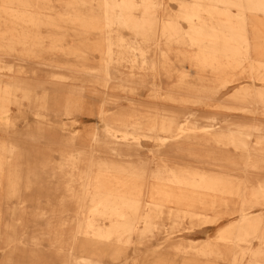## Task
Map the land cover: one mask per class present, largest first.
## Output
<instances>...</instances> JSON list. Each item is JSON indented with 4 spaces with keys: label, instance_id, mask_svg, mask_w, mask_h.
Segmentation results:
<instances>
[{
    "label": "bare ground",
    "instance_id": "bare-ground-1",
    "mask_svg": "<svg viewBox=\"0 0 264 264\" xmlns=\"http://www.w3.org/2000/svg\"><path fill=\"white\" fill-rule=\"evenodd\" d=\"M177 1L180 15H167L168 21L174 23L171 25L157 17L160 5L153 0H63L60 9L52 7V0H0V51L10 53L19 48L18 56L36 58L37 50L44 47L83 59L95 51L102 58L95 70L103 73L98 79L104 87L118 67L129 69L128 82L143 77L134 71L142 68L151 72L153 91L175 86L179 93H167L173 100L210 106L209 100L223 99L241 84L238 66L251 58L264 66V0ZM177 18L182 21L179 23ZM182 22L185 26L181 28ZM41 27L50 33L42 36ZM183 32L193 35L191 42L178 38ZM68 34L74 42L66 41ZM4 69L8 73L7 79L0 81V131L7 126L11 104L24 117L28 107H23L17 96L22 80L13 75L12 64L0 58L1 75ZM160 73L166 80L176 76L177 82L164 84ZM252 73L248 74L251 80L247 84L239 85L225 99L234 102L233 108L243 116L249 110H264V75ZM255 78L262 80V89L255 84ZM60 114L65 118L78 115L80 124L86 114L104 123L103 127L83 126L80 130H67L65 123L60 126H64V138L70 144L79 141L85 146L90 141L91 146L101 142L103 150L114 154L105 153L95 161L90 150L85 166L80 165L84 150L66 156L70 182L65 187L71 190L70 202L76 204L70 219L73 224L65 234L59 230L64 228L62 225L47 224L43 231L47 237L51 235L56 242H62L57 247V252L65 254L60 264H101L106 258L114 262L125 257L127 250L140 264H197L198 258L207 257H221L228 264H264V175L254 170L248 176H234L225 167H204L212 163L210 152L192 151L195 145L209 143L244 148L248 156L254 153L247 156L252 167L264 168V133L253 132H264V126L255 118L234 117L216 128H204L202 142L193 135L203 127L188 117L185 106L161 107L144 116L120 108L108 112L104 105L90 109L82 99L70 94L55 106L53 116ZM138 135L154 137L160 149L185 155L177 159L161 155L151 166L140 161L123 163L121 150L139 147ZM252 135L256 143L262 144V150L247 146ZM16 151L11 140L0 136V187L6 192L19 190L18 168L9 163L15 159ZM75 186L79 190L74 191ZM219 203L222 207L212 215L219 218L211 220L213 227H218L212 239L198 243L186 242L182 237L166 238L168 246L180 252L179 260L163 251L144 253L137 246L162 229L165 221L170 226L187 218L203 221ZM4 234L0 230V242L4 243L0 247V264H14L11 258L17 250V239ZM63 235L66 241L60 240ZM253 239L258 241L255 246ZM188 252L189 256L184 255Z\"/></svg>",
    "mask_w": 264,
    "mask_h": 264
},
{
    "label": "rangeland",
    "instance_id": "rangeland-1",
    "mask_svg": "<svg viewBox=\"0 0 264 264\" xmlns=\"http://www.w3.org/2000/svg\"><path fill=\"white\" fill-rule=\"evenodd\" d=\"M61 1L63 0H52V7L60 9ZM153 1L159 3L160 7L157 9L156 15L163 19L164 23L168 21V14L170 16L180 15L177 0ZM138 11L140 12L141 9H138ZM177 20L179 23L182 21L179 18ZM168 22L174 25L170 20ZM182 23L184 24V22ZM180 26L182 28L185 24ZM48 33L50 31L46 27H41L40 34L42 36ZM191 36L194 38L189 33L178 34V38L186 43L191 42ZM66 41L69 43L74 42L72 35L68 34ZM19 50L17 48V51L10 53L0 51V58L11 63L13 75L22 80V84L19 86L21 90L17 91V96L21 97L20 102H23V107L28 106L24 117L23 115L20 116L18 108L11 104L7 126L3 131H0L2 138L11 140L17 146L15 159L11 158L9 163H14L18 168L19 183L17 189L19 190L6 192L1 189L3 186L0 187V230L1 233L5 231V234H10L17 239V250L14 251L11 258L14 264H60L63 259L61 257L65 255L57 252V247L62 242H56V239L51 235L47 237L46 234H43V231L47 224H51L53 227L62 225L64 228H59V230L65 234L70 224H73L70 219L74 214L76 204L70 202L73 198L70 195L71 190L65 187L70 182L67 180V166L64 163L67 154L75 153L79 149L84 150V154L81 155L83 159L80 163L81 166L88 164L87 160L91 156L89 154L90 150H92L91 157L95 158V161L99 160L105 153L114 155L109 149L103 150L105 146L101 142L93 143L90 146L88 145L90 141H88L85 146H81L79 141L70 144L64 138V126H60L64 123L67 125V130H80L83 126H85V129H92L95 126L103 127L104 125V123L97 122L94 116L87 114L82 116L83 121H81V124L78 121V115L69 118H65L61 114L57 118L53 116L55 106H60L64 97L70 94L73 97H78L80 100L82 99L84 106L90 109H97L99 105H104L108 112L117 111L120 108L121 111H132L144 116L152 115L155 111L161 110V107L185 106L189 112L188 117L195 119L198 127H203L195 135L192 134L201 138L204 135L202 133L204 128H216L226 122L227 119L243 116L240 110L233 108L235 106L234 102L225 99L239 85L247 84L251 80L248 74L252 71L256 73L255 75H264V66L257 64L251 58L247 63L237 67L241 84L232 88L222 97L223 99L216 98L213 102L209 100L210 106L207 103L199 106L187 100L181 102L168 97L167 93L169 92L175 95L174 90L179 93V89L175 86L153 91L150 88L152 83L151 72L149 74L142 68H134V71L137 74H142L143 77H137L136 80L128 82L126 75L129 69L124 66L118 67L119 71H112L113 78L108 80L105 87L102 86L103 81L98 78L102 77L103 73L95 70L100 67L102 58L95 51L88 52L85 59H83L73 55H63L59 49L49 50L44 47L37 50L38 56L36 58H26L21 55L18 56ZM1 71L2 74H5L1 75L0 72V81H5L8 71L6 69ZM160 75L166 85L177 82L176 76L166 80L162 73ZM171 81L173 82L171 83ZM254 82L261 89L263 88V82L259 78H255ZM155 83H158L157 78ZM261 111L264 110L261 108H258L257 111L249 110V112L243 113L245 114L243 117L255 118L256 122H260L264 126V115L261 114ZM35 112H39V115L36 116ZM55 119L61 121H54ZM74 120H77V122ZM180 120L183 123L185 122L182 118ZM209 124L212 126L207 127ZM253 132H258L260 135L264 133L262 130ZM160 136L169 137L165 134ZM138 137L139 147L121 150L123 163H137V161H140L146 166H151L153 162L159 161L161 155H168V158L170 156L172 159L184 157L182 155H185V152L160 149V146L157 145L158 141L154 137H143L141 135H138ZM253 137L254 135L250 136L247 146L252 150L255 148L262 150V144L256 143ZM201 141L203 142L202 138ZM192 151L210 152L211 159H213L212 163L204 167H225L226 172L234 176H248V174L256 171L264 175V168L252 167L251 163L253 162L247 159L248 154L244 151V148L209 143L207 145H195ZM250 155H254V153ZM72 182L76 183L77 181ZM73 188L74 191L79 190L77 186ZM60 201L63 203H60ZM221 207L220 203L217 204L215 211L210 210L208 212L209 218L203 221L197 219L190 221L187 218L175 226H170L169 221H165V226L162 229L155 230V235H148L149 237L147 236L137 246L144 253H146L145 250L154 254L163 251L167 252L166 255L170 258L173 257L175 260H179L180 252L168 246L165 242L166 238L176 239L182 237L186 242L189 240L198 243L204 242L206 239H212L218 228L213 227L212 221L219 218L218 216L212 217V215ZM62 217L68 219L66 221L58 220ZM219 224L220 226L223 225L222 222ZM60 240L66 241L67 237L63 235ZM252 244L255 246L258 241L253 239ZM3 245L4 243L1 241L0 247H3ZM219 246L223 249L224 243L220 241ZM133 254L127 250L125 257L114 262L106 258L101 264H140ZM189 254L190 252L184 253L188 256ZM0 260H2L1 255ZM227 262L228 260L221 257H207L204 259L198 258L197 264H228ZM6 264H12V262L6 261Z\"/></svg>",
    "mask_w": 264,
    "mask_h": 264
}]
</instances>
